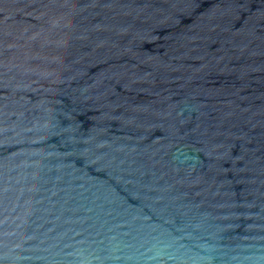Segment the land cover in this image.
I'll return each mask as SVG.
<instances>
[{
  "label": "water",
  "instance_id": "obj_1",
  "mask_svg": "<svg viewBox=\"0 0 264 264\" xmlns=\"http://www.w3.org/2000/svg\"><path fill=\"white\" fill-rule=\"evenodd\" d=\"M0 264H264V0H0Z\"/></svg>",
  "mask_w": 264,
  "mask_h": 264
}]
</instances>
